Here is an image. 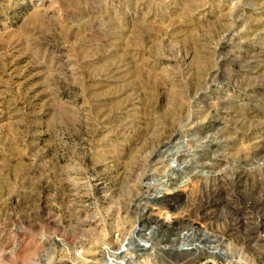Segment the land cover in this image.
<instances>
[{
	"label": "rangeland",
	"instance_id": "obj_1",
	"mask_svg": "<svg viewBox=\"0 0 264 264\" xmlns=\"http://www.w3.org/2000/svg\"><path fill=\"white\" fill-rule=\"evenodd\" d=\"M110 256L264 264V0H0V264Z\"/></svg>",
	"mask_w": 264,
	"mask_h": 264
},
{
	"label": "bare ground",
	"instance_id": "obj_2",
	"mask_svg": "<svg viewBox=\"0 0 264 264\" xmlns=\"http://www.w3.org/2000/svg\"><path fill=\"white\" fill-rule=\"evenodd\" d=\"M125 246H123V248H124ZM128 248H126V250H127ZM125 250V251H126ZM118 253V255H121V254H119V252H117ZM124 253V252H123ZM122 253V254H123ZM114 255V257H116L115 255H117V254H113ZM111 257V256H110ZM116 260V259H115ZM112 257L108 260V261H106L105 262V264H116V261H115ZM133 262V261H132ZM118 263V262H117Z\"/></svg>",
	"mask_w": 264,
	"mask_h": 264
},
{
	"label": "water",
	"instance_id": "obj_3",
	"mask_svg": "<svg viewBox=\"0 0 264 264\" xmlns=\"http://www.w3.org/2000/svg\"><path fill=\"white\" fill-rule=\"evenodd\" d=\"M140 231V230H139ZM136 237V236H135ZM139 243H142V241H139ZM130 243H126V246H128ZM126 246L124 248H122L120 251H119V254H122L123 252H125L126 250Z\"/></svg>",
	"mask_w": 264,
	"mask_h": 264
}]
</instances>
